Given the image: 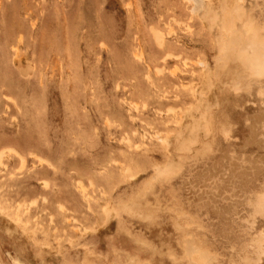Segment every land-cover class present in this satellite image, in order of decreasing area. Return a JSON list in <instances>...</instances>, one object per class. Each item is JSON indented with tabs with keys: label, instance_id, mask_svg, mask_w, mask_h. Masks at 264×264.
Segmentation results:
<instances>
[{
	"label": "rangeland",
	"instance_id": "1",
	"mask_svg": "<svg viewBox=\"0 0 264 264\" xmlns=\"http://www.w3.org/2000/svg\"><path fill=\"white\" fill-rule=\"evenodd\" d=\"M189 1L0 0V264H237L264 230V78L239 32L221 53L241 12L264 34V0H205L206 24Z\"/></svg>",
	"mask_w": 264,
	"mask_h": 264
},
{
	"label": "bare ground",
	"instance_id": "2",
	"mask_svg": "<svg viewBox=\"0 0 264 264\" xmlns=\"http://www.w3.org/2000/svg\"><path fill=\"white\" fill-rule=\"evenodd\" d=\"M190 1H192L193 2V8H192V11L195 13V14H197V15H200V16H202V17H200L201 19H203L202 21L205 23L206 21H204V16L206 15V13L208 12L209 13V11H207L208 9H210V7L207 9V7L205 8L204 6H205V4H206V1H209V3H210V1L211 0H190ZM189 1V2H190ZM240 2L239 3H241L242 2V0H239ZM191 2V3H192ZM212 3V2H211ZM214 3V2H213ZM216 4V3H215ZM215 4H213L212 6L214 7V5ZM218 5V4H217ZM240 5V4H239ZM211 6V7H212ZM211 9H213V8H211ZM220 9V8H219ZM244 9V8H243ZM245 10H246V8H245ZM220 11H222V13H223V10L222 9H220ZM215 12H217V10L215 11ZM225 13H226V11H225ZM242 13V15H239V16H243V18H242V20H241V17H239V18H237V16H235L236 18L235 19H233L234 20V24L232 23H230L231 25H230V30H232V28H234L235 30H232L231 32H233V31H236L234 34H232L231 32H228V34H230L231 33V36L230 35H228V36H230V38L227 36V35H225V36H227L230 40L232 39V36H234V40L233 41H235L237 44H231L230 45V43H231V41H230V43H229V41H227V39H225L227 42H228V44L226 45V42L224 43V42H222V44L224 43V46L223 47H225L226 46V48L225 49H227L228 50V47L230 46V48H229V50H228V52L225 54V51L222 49L221 51V53L225 56L224 57V59H225V61L223 60V57L222 58H220V61L219 62H221L222 63V61H224L223 62V65L225 66V67H227L228 66V63L229 62H233V59H234V57H233V59L231 60L230 58V61L227 63V61L229 60L228 58H227V56H228V53L230 52V51H232V49H235V48H233V47H235L236 45L237 46H239V41L241 40L242 41V43H245L246 44V48H244V50L242 49V47L240 48L241 49V51H239L240 49L238 48L236 51L238 52H235V50H233L236 54H237V58L236 59H239L243 64H245L246 66H249V68H250V70L248 71L249 73V75L250 76H248L247 75V77H249V79H254L255 80V76H258L257 77V79L258 78H264V34L263 35H259V34H257L258 35V37L260 38H258L257 39V37H256V34H255V31L253 30V27H252V25L254 26L255 24H253V22H252V25H249L248 24V20L247 19H249L250 17H251V15H249L250 17H248V16H244V14H243V12H241ZM248 13V12H247ZM210 14V13H209ZM217 14H220V13H218L217 12ZM231 14V13H230ZM246 14V13H245ZM216 16V15H215ZM230 16V15H229ZM248 17V18H247ZM206 18H208V17H206ZM215 18H218L217 16L215 17ZM230 18V17H229ZM207 20V19H206ZM229 20V19H228ZM240 20H241V22H240ZM245 20H247V22L246 23H244V21ZM253 20V19H252ZM213 21V20H212ZM209 22V21H208ZM214 22V21H213ZM238 22H240L241 23V25H239L238 24ZM243 22V23H242ZM211 22H209L208 23V25H206L207 27L209 26V24H210ZM215 23V22H214ZM219 23V22H218ZM206 24V23H205ZM251 24V23H250ZM228 25V24H227ZM226 25V26H227ZM232 25H235L234 27L232 26ZM231 26H232V28H231ZM210 28V27H209ZM220 28V27H219ZM219 28H217L218 30H219ZM228 30H229V27H228ZM229 30V31H230ZM263 30V29H262ZM227 31V30H226ZM256 31H258V30H256ZM224 32V31H223ZM239 32V34H241L240 36H241V39H240V37L239 38H237V39H240L238 42H237V40H235L236 39V36H237V33ZM261 32V31H260ZM259 32V33H260ZM257 33V32H256ZM261 36H262V38H263V40L261 39ZM227 37H225V38H227ZM159 41H160V38H159ZM162 41V40H161ZM223 41V40H222ZM240 41V42H241ZM244 41V42H243ZM234 45V46H233ZM231 46H233V47H231ZM240 46H241V44H240ZM243 46V45H242ZM245 47V46H244ZM232 48V49H231ZM231 49V50H230ZM246 49V50H245ZM220 49H218V52H220L219 51ZM232 51V52H233ZM221 53H218L219 55L221 54ZM235 53H233V55H236ZM221 54V55H222ZM230 54H231V52H230ZM238 54H239V56H238ZM220 55V56H221ZM222 55V56H223ZM231 56V58H232V54L230 55ZM218 58H219V56H217ZM226 59H228L227 61H226ZM222 60V61H221ZM237 61V60H236ZM236 61H234V62H236ZM237 63V62H236ZM204 64V67H205V69H207L208 67H209V65H207V66H205L206 65V63H203ZM202 64V65H203ZM232 65V64H231ZM221 66V65H220ZM223 66V68H225ZM229 67H230V63H229ZM228 68V67H227ZM235 68V67H234ZM234 68H232V69H234ZM205 69H204V72H205V78H204V80H205V82L207 83V84H209L210 82H211V80H210V71H211V69H210V71H209V69L207 70V72L205 71ZM221 69V68H220ZM237 70V72H238V67L236 68ZM241 69V68H240ZM217 70V69H216ZM219 70V69H218ZM217 70V71H218ZM226 69H224V71H225ZM228 70V69H227ZM235 70V69H234ZM242 70V72H243V69H241ZM235 71V72H236ZM247 71V70H246ZM246 71H245V69H244V72H245V74H247L246 73ZM233 72L234 71H231V73L233 74ZM242 72L240 71L239 73H240V75H243L242 74ZM254 73V77L252 76V74ZM207 73V74H206ZM224 73V72H223ZM225 73H226V71H225ZM230 73V74H231ZM229 74V75H230ZM237 74V73H236ZM236 74H234V75H236ZM240 75H237L236 77L235 76H233V75H231V76H233V77H235V78H239V76ZM223 76H226V75H224L223 74ZM204 77V76H203ZM228 77V76H227ZM226 77V78H227ZM241 77H243L244 78V76H241ZM251 77V78H250ZM229 78V77H228ZM243 78H241V79H239V83L236 81V82H234V84H233V86H234V88H237V86L236 85H238V87H240V88H237V89H235L236 91H234V92H240V91H242V88H241V85L244 83H242V80H244ZM231 79H234V78H231ZM230 79V80H231ZM247 79V78H246ZM260 79V80H261ZM235 80V79H234ZM241 80V81H240ZM246 81V80H245ZM249 81H251V80H249ZM249 81H248V84H249ZM256 81H258V80H256ZM229 82H231V81H229ZM222 83V82H221ZM227 83V82H226ZM259 84L261 83V82H258ZM239 84H241V85H239ZM245 84V83H244ZM247 84V83H246ZM251 84V83H250ZM248 85V86H246L245 85V89H246V87H249V86H251V85ZM262 84H263V82H262ZM232 85V84H231ZM252 85H254V84H252ZM261 85V84H260ZM232 86V87H233ZM242 87L244 88V85H242ZM202 88V87H201ZM251 88L252 87H250V89H249V91L251 90ZM209 89V88H208ZM239 89H241L240 91H237V90H239ZM203 90V89H202ZM205 90H207V87H206V89ZM244 90V89H243ZM244 91H246L247 92V90H244ZM198 92V91H197ZM207 92V91H206ZM261 92V91H260ZM264 91H262V93H263ZM203 93H205V92H202L201 94H203ZM249 94H250V92H249ZM198 96H199V94H198ZM201 97V96H200ZM262 97V96H261ZM198 99V98H197ZM203 106V105H202ZM195 107H197V106H195ZM194 107V108H195ZM200 107L201 106H199V109H200ZM207 107V106H206ZM205 107V108H206ZM192 108V107H191ZM208 108V107H207ZM198 109V107H197V114L195 113L196 112V108H195V110H193V108H192V111H190V113H192V112H194L193 114L196 116V118H198L197 117V115L199 114V113H202L203 114V116H202V118H200L201 116H199V115H201V114H199L198 116H199V118L200 119H205L204 117H207V116H204V115H206V113L204 114L203 112H201V111H203V110H201L202 109V107H201V109L199 110ZM209 109H210V106H209ZM209 109L207 110L206 109V112L207 113H209L208 111H209ZM205 110V109H204ZM199 111V112H198ZM189 113V114H190ZM188 114V112H187V114H185L186 116H183L182 118H184V117H187V115L188 116H191V118L192 119H190L191 120V122L192 123H195L197 120H199L200 121V119H197V120H194L193 119V117H192V115H189ZM209 116H210V114H209ZM189 119V118H188ZM187 119V121H189ZM209 119V118H208ZM184 120V119H183ZM183 120H181L182 122H178V124H180L179 126H181V129L183 128V127H185L184 129H187V126H184L185 124L187 125V123H185ZM213 120V119H212ZM186 121V122H187ZM195 121V122H194ZM204 121H207V120H204ZM219 121V120H218ZM216 121V120H214L211 124H207V122H205V125H204V122L203 121H200L199 122V124H202L203 126H206L207 128H205V130H204V132H207V130H209V132H207V133H210V132H212L213 134H214V140L216 139V137H218L217 136V134H221V135H224L225 136V138H228V136H229V130H228V127H227V129H226V125L224 126H222V124H219V122H221V121ZM264 121V120H263ZM259 123V122H258ZM257 123V124H258ZM188 124H190V125H193L194 126V124H191V123H189L188 122ZM197 124H198V122H197ZM197 124H195L196 126H197ZM198 124V126H201V125H199ZM212 124H213V126H212ZM176 125V124H175ZM209 127H208V126ZM259 125V124H258ZM261 125H262V123H261ZM177 126V125H176ZM195 126V127H196ZM213 127V130H212V128H210V127ZM189 127V126H188ZM199 128H201V127H198V128H196V131H198L197 129H199ZM204 128V127H203ZM260 128H262V127H260ZM260 128H257V129H259L260 130ZM189 129V132H190V130L192 131L191 133H193V130H194V127H193V130H192V127H190V128H188ZM187 129V130H188ZM201 130V129H200ZM203 130H201L202 132H203ZM212 130V131H211ZM258 130V131H259ZM263 130V129H262ZM184 132H185V130H184ZM187 132V131H186ZM214 132H216V133H214ZM200 133V131H198V133L197 132H195V136L197 137V135ZM231 133V132H230ZM181 134H182V132H181ZM201 134V133H200ZM205 134V133H204ZM211 134V133H210ZM210 134H207V135H210ZM180 135V134H179ZM183 135V134H182ZM182 135H180V136H182ZM188 135H191V134H188ZM206 135V134H205ZM171 135H169V137H170ZM177 136V135H176ZM179 136V141L181 142V140H180V138H182V137H180ZM192 137H193V135H191ZM194 136V137H195ZM199 136V135H198ZM169 137H167V139L169 138ZM201 138L203 137V136H200ZM166 138V137H165ZM185 138H186V136H185ZM167 139L166 140H164L163 142H164V145H165V151L168 153V154H173L174 153V147H172L171 145H167ZM197 139V138H196ZM170 141L172 140V139H169ZM177 140V141H178ZM184 140V139H183ZM182 140V141H183ZM172 141H174V140H172ZM185 141V140H184ZM181 142V144H183V143H185V142ZM200 141H202V140H200ZM204 141V140H203ZM169 142V141H168ZM175 142V141H174ZM174 142H172V143H174ZM196 142V141H195ZM187 143H189V142H187ZM191 143V142H190ZM201 144H203V142H200ZM176 144V143H175ZM179 144V143H178ZM185 147H187L186 146V143L185 144H183ZM182 145V146H183ZM197 145V144H196ZM195 145V146H196ZM171 146V147H170ZM179 146V145H178ZM178 146H177V148H178ZM170 147V149L172 150L170 153H169V151L170 150H168V148ZM208 147V148H207ZM210 147L209 146H206L205 147V152L206 151H208L207 149H209ZM189 149V148H188ZM176 150V149H175ZM211 151V150H210ZM177 152V151H176ZM191 152V151H190ZM189 152V153H190ZM201 152V151H200ZM200 152H198V153H200ZM179 154V153H178ZM199 155V154H198ZM178 156H180V155H178ZM169 157H170V155H169ZM183 157V156H182ZM169 159H171V161H172V156H171V158H169ZM185 159V158H184ZM169 161L170 160H168V162H167V165L169 166V164L171 165V167H170V169L168 170V171H166L167 169H165V170H162V171H159V170H161V169H163V167H160L159 166V164H158V167H155V168H157L158 170H157V173H158V171H159V173L160 174H163V172L165 171V173L166 172H169L171 175H174V174H172V172H176L177 170L176 169H178L179 168V166H178V168H175V164L174 165H172V163L170 162L169 163ZM172 166H174V167H172ZM181 166V165H180ZM177 167V166H176ZM159 168H161V169H159ZM172 169H174V171H172ZM156 169H154V171H155ZM171 170V171H170ZM179 170V169H178ZM156 172V171H155ZM169 173H166V175H164V176H162V178L163 177H165V178H168L167 177V174L168 175H170ZM177 173V172H176ZM159 175V174H158ZM170 175V176H171ZM160 180V179H159ZM167 181V180H166ZM212 188V187H211ZM216 188V190L218 189V187H215ZM212 190H214L213 188H212ZM215 190V191H216ZM149 192V191H148ZM251 192L252 191H250L249 192V196L250 197H248V198H246V201L248 202V204H250L251 206L250 207H252V209H253V213L251 214V216H249V218L247 219V221H248V223L249 224H251V226H252V228H253V226L255 227V224H256V219H257V217L258 216H260L261 215V217H264V192H259V193H252L251 194ZM247 193V192H246ZM254 198V199H253ZM245 201V200H244ZM139 202V201H138ZM140 205H141V203H139ZM142 204H143V202H142ZM148 205V204H147ZM149 206V205H148ZM155 206V205H154ZM142 207V206H141ZM146 207V206H145ZM132 208V207H131ZM130 208V209H131ZM134 208V207H133ZM158 208V207H157ZM161 208V207H160ZM128 207L126 208V212H128V213H130V214H132L133 215V213L131 212V210H133V209H131L130 210ZM148 209V208H147ZM146 209V210H147ZM135 210V209H134ZM143 210V209H142ZM150 210H152V209H150ZM220 210H221V208H220ZM136 211H134V213H135ZM150 212V211H149ZM152 212V211H151ZM140 213V211L138 212V214ZM155 213V212H154ZM154 213L152 214V213H150L149 214V216L150 215H154ZM235 213H237V212H235ZM141 214V213H140ZM143 214V213H142ZM146 214V213H145ZM140 217H141V215H139ZM148 216V215H147ZM144 217V216H143ZM150 217H152V216H150ZM149 219H152V218H148L147 220H149ZM146 220V221H147ZM184 220V219H183ZM157 221V220H156ZM176 221V220H175ZM180 221V220H179ZM178 220H177V222H179ZM151 223H152V221H150ZM153 222H155V221H153ZM182 222V221H181ZM181 222H179V223H181ZM179 225V224H178ZM181 225H183V224H181ZM185 225V224H184ZM185 226H187V224L185 225ZM73 228V227H72ZM179 228V227H178ZM187 230L189 229V228H186ZM260 231H258L257 232V234H256V237L254 238V239H249L248 241H247V245H245L246 247H248V248H250V249H248V248H246L245 246V250H244V247L242 248V253H243V256H242V258H241V260H240V263H237V264H255L254 262H256V260H254V259H257L258 257V262L260 261V258H261V255L262 254H264V230H262V229H259ZM254 234V235H255ZM190 236V235H189ZM247 237V236H246ZM188 239V238H187ZM186 239V240H187ZM192 239H194L193 240V243L191 242L192 240H190V238L188 239V240H190L189 242L192 244V246L193 245H195L196 243H197V247H196V245L195 246H193V248H192V246H191V244L189 245V242H187L186 244H188V246H191V247H188V249H194L193 251L194 252H197V250H195V248L194 247H196L197 249H199V250H201L200 249V247L202 248V246L200 245V243H199V241L197 242L196 241V239L195 238H193L192 237ZM246 239V238H245ZM187 240V241H188ZM194 242H195V244H194ZM198 245H200V247H198ZM251 248H253V251L251 250ZM151 250H153V249H151ZM255 250H257V251H255ZM192 251V250H191ZM192 251V252H193ZM251 251V252H250ZM154 252H155V250H154ZM203 252H206V253H208L207 251H205V249L203 250ZM257 252V253H256ZM190 253V252H189ZM200 253V252H199ZM250 253H252V254H250ZM193 254V253H192ZM209 254L210 255H212L210 252H209ZM209 254H207L208 255V257L210 256ZM190 255H191V253H190ZM189 255V256H190ZM257 255V258L255 257V256ZM213 256V255H212ZM191 257V256H190ZM194 256L192 255V260H195L194 258H196V262H197V264H202V263H204V261L206 260V259H210V258H206L205 260H203L204 258H205V255H203V253H202V255H200V256H197V257H194ZM203 257V258H202ZM211 257V256H210ZM191 258H189V260H190ZM216 259H218L217 257H216ZM215 259V262H216V264L218 263V261ZM198 260V261H197ZM233 261V260H232ZM191 262V261H190ZM194 262V261H193ZM192 262V264H194ZM207 260H206V264H207ZM211 262H213V259H212V261ZM234 263V262H233Z\"/></svg>",
	"mask_w": 264,
	"mask_h": 264
}]
</instances>
